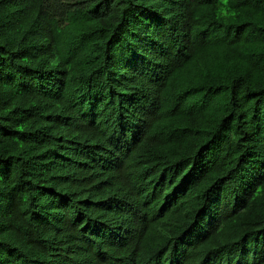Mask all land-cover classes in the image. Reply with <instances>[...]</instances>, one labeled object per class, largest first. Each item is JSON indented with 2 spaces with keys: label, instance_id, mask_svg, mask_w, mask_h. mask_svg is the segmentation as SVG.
<instances>
[{
  "label": "trees",
  "instance_id": "1",
  "mask_svg": "<svg viewBox=\"0 0 264 264\" xmlns=\"http://www.w3.org/2000/svg\"><path fill=\"white\" fill-rule=\"evenodd\" d=\"M0 264H264V0H0Z\"/></svg>",
  "mask_w": 264,
  "mask_h": 264
}]
</instances>
